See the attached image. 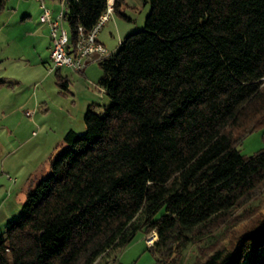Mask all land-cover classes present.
Returning a JSON list of instances; mask_svg holds the SVG:
<instances>
[{
	"label": "trees",
	"instance_id": "trees-1",
	"mask_svg": "<svg viewBox=\"0 0 264 264\" xmlns=\"http://www.w3.org/2000/svg\"><path fill=\"white\" fill-rule=\"evenodd\" d=\"M143 1V29L98 61L111 102L87 106L84 132L67 130L0 233V264H95L138 232L156 233L154 264H182L264 186V147L238 149L264 128V0ZM63 2L72 41L107 7ZM214 236L198 264H264V216L227 244Z\"/></svg>",
	"mask_w": 264,
	"mask_h": 264
},
{
	"label": "rangeland",
	"instance_id": "rangeland-1",
	"mask_svg": "<svg viewBox=\"0 0 264 264\" xmlns=\"http://www.w3.org/2000/svg\"><path fill=\"white\" fill-rule=\"evenodd\" d=\"M120 12L113 11L98 32V39L109 52L130 33L143 29L150 5L143 0H125ZM53 15L61 0H44ZM38 0H6L0 11V233L6 222L18 217L25 190L50 172L51 160L67 147V130H85L83 115L87 106L111 102L99 86L102 69L98 62L83 71L51 66L49 32L40 21ZM64 12L66 9L64 8ZM64 27L69 31L66 19ZM68 81L59 85L56 71ZM264 147V128L245 135L238 145L241 154L251 155ZM264 216V186L248 203L236 209L214 235L227 244L233 236L252 227ZM153 235L138 232L125 247L109 251L95 264H154L156 256L147 248ZM191 244L182 264H198L210 252L215 236ZM156 240L157 236L154 235ZM153 241V242H154ZM151 246V245H150Z\"/></svg>",
	"mask_w": 264,
	"mask_h": 264
},
{
	"label": "built area",
	"instance_id": "built-area-1",
	"mask_svg": "<svg viewBox=\"0 0 264 264\" xmlns=\"http://www.w3.org/2000/svg\"><path fill=\"white\" fill-rule=\"evenodd\" d=\"M42 12L40 21L49 27L50 36V61L49 70L67 67L73 71L81 72L89 64L98 62L102 58L110 55L106 46L98 39V32L104 22L108 20L113 12V0H107V7L100 15L97 22L89 30H85L81 25L76 29L75 39L72 41L69 31L64 27L65 20L64 2L61 0L60 11L53 15L51 9L47 7L44 0H38ZM153 235L146 240L147 245H152L155 239Z\"/></svg>",
	"mask_w": 264,
	"mask_h": 264
},
{
	"label": "crops",
	"instance_id": "crops-1",
	"mask_svg": "<svg viewBox=\"0 0 264 264\" xmlns=\"http://www.w3.org/2000/svg\"><path fill=\"white\" fill-rule=\"evenodd\" d=\"M47 29H48V32H49V27L47 26ZM49 34V33H48ZM49 39H50V36H49ZM49 45V50H50V43L48 44ZM26 195V190H25V194L24 196Z\"/></svg>",
	"mask_w": 264,
	"mask_h": 264
}]
</instances>
